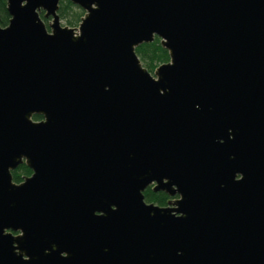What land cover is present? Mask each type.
Segmentation results:
<instances>
[{
  "label": "water",
  "instance_id": "1",
  "mask_svg": "<svg viewBox=\"0 0 264 264\" xmlns=\"http://www.w3.org/2000/svg\"><path fill=\"white\" fill-rule=\"evenodd\" d=\"M58 1L5 0L0 264H264V0Z\"/></svg>",
  "mask_w": 264,
  "mask_h": 264
},
{
  "label": "trees",
  "instance_id": "2",
  "mask_svg": "<svg viewBox=\"0 0 264 264\" xmlns=\"http://www.w3.org/2000/svg\"><path fill=\"white\" fill-rule=\"evenodd\" d=\"M57 13L59 18L65 19L68 25H73L80 20L83 10L77 5L71 3L69 0H59ZM41 18L46 23L49 18L45 19L43 11L39 12ZM8 13L5 8V0H0V25H5L8 19ZM134 50L139 57L142 65H144L149 71L164 61L168 60L167 51L159 43V37L153 36V39L148 42H141L134 47ZM39 114H33V119H40ZM30 173V169L24 164H18L13 170H11L12 179L19 181L23 175ZM143 196L146 201H152L156 204H164L166 200V194L163 191H152L149 186L143 190Z\"/></svg>",
  "mask_w": 264,
  "mask_h": 264
},
{
  "label": "flooded vegetation",
  "instance_id": "3",
  "mask_svg": "<svg viewBox=\"0 0 264 264\" xmlns=\"http://www.w3.org/2000/svg\"><path fill=\"white\" fill-rule=\"evenodd\" d=\"M41 116V115H40ZM41 118V117H40ZM13 170V169H12ZM28 175V174H27ZM22 178V177H21ZM21 180V179H20ZM19 180V181H20ZM150 187V186H149ZM146 188V187H145ZM144 188V189H145ZM151 189V188H150ZM153 191V190H152ZM157 191V190H156ZM161 191V190H160ZM166 194V193H165ZM167 196H166V200H165V203L164 204H160V205H166L167 204V200L168 199H173V198H175L177 195L176 194H174V195H168V194H166Z\"/></svg>",
  "mask_w": 264,
  "mask_h": 264
},
{
  "label": "rangeland",
  "instance_id": "4",
  "mask_svg": "<svg viewBox=\"0 0 264 264\" xmlns=\"http://www.w3.org/2000/svg\"><path fill=\"white\" fill-rule=\"evenodd\" d=\"M47 18H49V17H45V19H47ZM60 22H61L62 24H67L66 21H65V19H63V18H60ZM78 22H79V21H77V23H75V24H73V25H69V26L77 27ZM67 25H68V24H67Z\"/></svg>",
  "mask_w": 264,
  "mask_h": 264
}]
</instances>
